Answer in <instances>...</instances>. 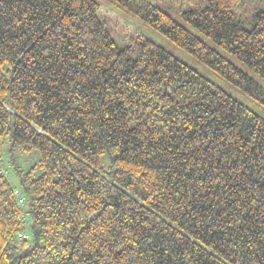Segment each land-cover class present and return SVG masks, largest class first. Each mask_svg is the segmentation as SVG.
I'll return each mask as SVG.
<instances>
[{
  "label": "trees",
  "instance_id": "obj_1",
  "mask_svg": "<svg viewBox=\"0 0 264 264\" xmlns=\"http://www.w3.org/2000/svg\"><path fill=\"white\" fill-rule=\"evenodd\" d=\"M113 1L264 107L167 12ZM241 1L186 0L180 17L264 78V9L245 28ZM99 9L0 0V145L41 170H16V190L0 165V264H264V119L150 40L118 46Z\"/></svg>",
  "mask_w": 264,
  "mask_h": 264
},
{
  "label": "rangeland",
  "instance_id": "obj_2",
  "mask_svg": "<svg viewBox=\"0 0 264 264\" xmlns=\"http://www.w3.org/2000/svg\"><path fill=\"white\" fill-rule=\"evenodd\" d=\"M100 9L99 17L104 22L105 28L110 34L114 42L120 46H127L131 40L138 38H146L156 45L162 47L164 50L175 56L181 62L188 65L190 68L201 74L212 84L222 89L224 92L232 96L239 101L245 107L255 112L264 119V107L257 100L243 94L239 89L231 85L228 81L217 75L214 71L210 70L204 64L199 62L186 50L172 43L161 33L147 25L144 20L135 14L133 11L123 8L113 0H95ZM146 2L155 5L165 12H167L175 21L185 27L188 31L193 33L203 42H205L210 48L214 49L221 56L232 62L237 68L245 72L254 81L264 88V78L259 77L244 66L239 60L234 58L229 53L220 49L211 40L204 37L198 31H196L189 24L184 22L180 17V12L187 10L188 5L186 0H145ZM264 9V0H243L236 9L235 13L242 25L245 28L251 26V16L256 10ZM39 154L37 151L24 153L18 149H11L9 136L5 137L0 145V165L6 171V176L16 190H20L18 182V176L16 170H20L23 173L30 169H35L34 175L38 176L41 170L38 167ZM25 226L28 227L31 223L27 214L24 216Z\"/></svg>",
  "mask_w": 264,
  "mask_h": 264
},
{
  "label": "built area",
  "instance_id": "obj_3",
  "mask_svg": "<svg viewBox=\"0 0 264 264\" xmlns=\"http://www.w3.org/2000/svg\"><path fill=\"white\" fill-rule=\"evenodd\" d=\"M0 173H3V174H5V171L0 167ZM18 203L20 204V205H22L23 203H24V197H19V199H18ZM29 236H30V234L28 233V232H21L19 235H18V237H19V239H28L29 238Z\"/></svg>",
  "mask_w": 264,
  "mask_h": 264
}]
</instances>
